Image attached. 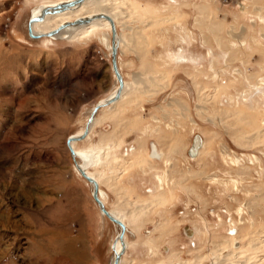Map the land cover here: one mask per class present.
Segmentation results:
<instances>
[{"label": "rangeland", "instance_id": "1", "mask_svg": "<svg viewBox=\"0 0 264 264\" xmlns=\"http://www.w3.org/2000/svg\"><path fill=\"white\" fill-rule=\"evenodd\" d=\"M52 1L0 0V264H111L119 228L100 214L65 145L117 86L110 32L108 45L29 37L27 20ZM119 4L126 39L118 62L137 89L131 97L126 87L107 122L75 146L114 145L106 149L112 163L98 170L122 168L112 179L118 191L100 189L131 229L125 260L197 264L203 256L200 264H212L215 244L237 235L230 259L264 264V97L253 89L264 82V0ZM111 122L128 125L126 145ZM195 134L206 144L192 159ZM150 142L159 159L147 157ZM128 144L136 150L126 156ZM156 191L163 202L148 214H125ZM156 223L160 230L144 234Z\"/></svg>", "mask_w": 264, "mask_h": 264}, {"label": "bare ground", "instance_id": "2", "mask_svg": "<svg viewBox=\"0 0 264 264\" xmlns=\"http://www.w3.org/2000/svg\"><path fill=\"white\" fill-rule=\"evenodd\" d=\"M118 1H119V3L121 2V0H55L52 2H43L34 11V13H32L30 16V18L33 19V22L31 23L32 33L34 35H40V36L35 37V38L66 39V40H72V41H79V40H84V39H90L93 37H98L99 40L106 43V45H108V37H107L108 34L106 31L110 32V39H111L110 24H109V21L106 19V17H109L110 20L113 22V25L115 27V32H116L115 33V43H116V48H117V57H116L117 68H118L119 74L121 76L122 87L117 92V88H118V83H117V86L115 87L113 92L108 97H106L102 100H99L97 102L99 104L105 103V105L101 106L96 111V113L94 114L92 121H91V124L89 126V131H88L85 138L88 137V134L95 127V125L102 123L104 121V119H107V117H108L107 112L109 110H111L112 107L114 105H116L122 99V97L125 93L126 87L128 86V82L127 81L125 82L123 80L122 73H121L120 67H119V62H118L119 47L121 46V44H124V41L126 39L123 34L118 32V28H117V25L122 22L121 21V14L123 12V10H122L123 8H121V5L118 3ZM171 1L173 2V0H171ZM62 4L63 5L68 4V5L65 7L58 8V6L62 5ZM260 19H261V21L264 22V17L261 16ZM76 21H79V22L74 23ZM59 26H63V27L60 30H58L55 34H53L51 36L46 35L48 32L55 30ZM186 38H188V37H186ZM109 44H110V42H109ZM109 48H110V45H109ZM182 61L186 62L187 60H185L184 58L180 59V55H179V62H182ZM134 79H135V82L138 81L137 84L142 80V79L138 78L137 76H134ZM138 87L140 88V86H138ZM254 88H255L256 92H258L260 95H262L264 97V82H262L258 86H254L253 89ZM127 89H128V87H127ZM136 89H137V86L135 88H133L132 86H129V89L126 92L131 94V97H132L133 96L132 94H134ZM107 100H113V101H111L110 103H107ZM101 108H103V110H105V111L101 115H99L98 118H96V116L98 115V111L101 110ZM112 112H114V109L112 110ZM114 131H117V134L119 136L121 129L119 127L117 129H115ZM80 134H81V132L74 134V135H71V137L75 138V137L79 136ZM195 135H197L199 138V144L195 149V153L189 154V150L192 146V143H191V145L187 151L188 156L192 159L195 158L197 155H200V153L202 152V148L204 146V142H205L203 140L202 136H200L199 134H195ZM85 138H83L82 140H84ZM82 140H73L70 142L71 147L75 152V159H76L77 164L88 176L92 177L96 181L97 186H98L97 195H98L99 199L105 205L106 209L114 217L119 219L125 225V231H124L123 236H122L123 247L121 245V241L118 239L119 231L111 243V249H112V252L114 253L113 259H114V256L116 254L119 255L117 264H189V262L181 260L177 256L169 257V259L164 263H162V262H151V261L140 263V262H133L134 261L133 259L128 260V261L125 260L124 252H125L126 247H127L126 242H125L127 226L123 222L124 221L123 214H121L117 210H113V209L110 210L109 208H107V206L104 202V198H103L104 193L102 192V190L99 189V185L104 184V185H107L109 187V189H111L113 191H118L117 185L113 181L115 179H113V178H115V175L121 173L122 168L120 167V164H119V166H115V169H116V172H114L115 174L112 173L110 175H105L103 173V171L98 170L99 167L108 165L109 163L110 164L112 163L114 158L111 159L109 156H106V155H108L106 152V149H111L114 147V145L112 143H109V144H105L103 146H100V145L99 146H86V147L75 146V144L77 142H80ZM192 141H193V138H192ZM113 143H117V141H115ZM106 145H111V146L107 147ZM149 156L152 159H159L160 158V155H159L157 148H156V145L154 143H151V151L149 153ZM253 159H254V157L253 158L251 157V159H249L250 163L253 162ZM124 160L126 161V159H124ZM140 160L138 158H136V160L134 162L138 164V162H140ZM77 173L79 174L78 171H77ZM156 177H158L160 179V181L162 180L159 175H157ZM119 186H120V184H119ZM160 190H162V189L160 188ZM157 192L158 191H156L154 194H152V196H155L152 200H145L144 202L135 203L134 205H131V207H129V208H128V206L126 207V205H125V207H126L124 210L125 214L127 216L129 214H131V215H133L134 218L138 217L141 214H148L154 207H156V205L163 202V197H160V195H157L156 194ZM119 198L121 199L122 197H119ZM129 204H132V203H129ZM98 209H99V207H98ZM99 212L101 215H103L100 210H99ZM230 225H232V224H230ZM152 228L153 227H148L146 230L143 231L144 234H149L150 231L152 230ZM161 228H162V224L161 225L158 224V226H156L153 231H158ZM187 228H188V232L186 233L187 236L194 235V230L192 228L186 226L185 229L187 230ZM153 231L151 233H153ZM231 232L235 233L236 230L233 229ZM250 233H248V234H250ZM238 241H239V236L229 235V237L226 240L215 244L214 251H213L214 256L212 259V264H239L238 259L235 260V262L233 259L232 260L230 259L231 257H234V258L238 257V253L240 251V248L239 247H231L233 242H238ZM253 241H255V239L252 237H250L247 240L246 244L249 248H251L252 245L254 244V243L252 244ZM249 248H247V250ZM253 248H254V246H253ZM223 250L227 251L228 253L223 254V255L222 254L219 255V252H222ZM246 253H247V251H246ZM263 256H264V253H263ZM248 258L249 257H247L246 259H248ZM113 259H112V262H113ZM202 260H203V256L196 257L195 262L197 264H200L202 262ZM112 262H111V264H112ZM240 263H241V261H240Z\"/></svg>", "mask_w": 264, "mask_h": 264}, {"label": "water", "instance_id": "3", "mask_svg": "<svg viewBox=\"0 0 264 264\" xmlns=\"http://www.w3.org/2000/svg\"><path fill=\"white\" fill-rule=\"evenodd\" d=\"M68 4L66 5H59L58 8L60 7H65L67 6ZM106 19L109 21V24H110V31H111V41H110V67H111V70H112V73L113 75L115 76L116 80H117V83H118V88H117V92L119 91V89H121L122 87V80H121V76L119 74V70L117 68V60H116V57H117V48H116V43H115V27L113 25V22L110 20L109 17H106ZM33 22V19L32 18H29L27 20V35L31 38H35V37H38L40 35H34L31 31V23ZM79 21H76L74 23H78ZM63 26H59L58 28H56L55 30L51 31V32H48L46 35L47 36H51L53 34H55L58 30H60ZM116 92V93H117ZM111 101L113 100H107V103H110ZM104 104H99V103H96L93 107H92V110L91 112L89 113L87 119H86V122H85V125H84V128L81 132V134L75 138H72L71 136H68L66 139H65V145L67 146L68 148V151H69V154L71 156V159H72V162H73V165L75 166V168L77 169V171L79 172V174L82 176V178H84L86 180V182H88L91 187H92V190H91V196H92V199L94 200V202L97 204V206L99 207V210L101 211V213L109 220L111 221L112 223H114L115 225L118 226L119 228V233H118V239L121 241V245L123 247V244H122V236H123V233L125 231V225L119 220L117 219L116 217H114L105 207V205L103 204V202L99 199L97 193H98V186H97V183L96 181L88 176L80 167L79 165L77 164L76 162V159H75V152L74 150L72 149L71 147V144L70 142L73 141V140H82L83 138L86 137L88 131H89V126L91 124V121H92V118L94 116V114L96 113V111L101 107V106H104ZM199 144V138L197 135H195L193 137V141H192V146L189 150V154H194L195 153V149L196 147L198 146ZM118 257L119 255L116 254L114 256V259H113V262L112 264H117V261H118Z\"/></svg>", "mask_w": 264, "mask_h": 264}, {"label": "crops", "instance_id": "4", "mask_svg": "<svg viewBox=\"0 0 264 264\" xmlns=\"http://www.w3.org/2000/svg\"><path fill=\"white\" fill-rule=\"evenodd\" d=\"M46 39H47V40H51L50 38H49V39L46 38ZM119 48H120V47H119ZM118 55H119V54H118ZM121 63H122V62H121ZM182 63H185V62H182ZM119 65L121 66L120 63H119ZM120 66H119V67H120ZM120 71H121V69H120ZM121 73H122L123 80H124V81L127 80V79L125 78V76H127V75H124L122 71H121ZM127 81H128V80H127ZM125 82H126V81H125ZM112 92H113V91H112ZM110 94H111V93H110ZM108 96H109V95H108ZM108 96H107V97H108ZM105 98H106V97H105ZM101 100H102V99H101ZM123 100H124V99H123ZM123 100H121V101H123ZM102 109H103V108H101V110L98 111V114H99V115L102 114ZM104 122H107V120H104L102 123H104ZM111 123H112V122H111ZM124 123H125V122H124ZM99 124H101V123H99ZM99 124L95 125V127L98 126ZM123 125H124V124H122V122H121V124L119 123V125H117V126H116V124H113V123H112V127H109V128H110L109 132L112 131L115 127H118V128L120 127V129H121V133H120L121 136H120V138H119V143H124V142L121 141V140H122V137H123L122 134H124V133H123V132L125 131L124 128H126V129L128 128V125H126V126H125V125L123 126ZM95 127H94V128H95ZM83 128H84V126L82 127V130H83ZM82 130L80 129V131H77L75 134H77V133H79V132H82ZM109 132H108V133H109ZM91 133H92V130L90 131V133H89L88 135L90 136ZM106 134H107V133H106ZM202 138H203V137H202ZM85 139H86V138H85ZM203 140L206 141L204 138H203ZM125 142H126V141H125ZM134 143H135V141H134ZM151 143H153V142H150V143H149V146H148V149H147V152H146L147 157L149 156V153H150V151H151ZM132 144H133V143H132ZM132 144H128V147L125 148V149H126V156L128 155V153H129L130 151L132 152V151H135V150H136L135 145H132ZM205 144H206V142H204V146H205ZM124 145H126V144L124 143ZM155 145H156V144H155ZM129 146H130V147H129ZM204 146H203V148H204ZM156 148H157V146H156ZM157 151H158V153H159V151H161V150L157 148ZM161 154H163L162 151H161ZM159 155H160V153H159ZM197 156H198V155H197ZM197 156H196V157H197ZM196 157H195V158H196ZM148 158H150V157H148ZM151 159H152V158H151ZM100 170H104V169L102 168V169H100ZM156 176H157V175H155V178H156L157 182L159 183L160 180H159V178L156 177ZM107 207H108V206H107ZM108 208H109V207H108Z\"/></svg>", "mask_w": 264, "mask_h": 264}, {"label": "flooded vegetation", "instance_id": "5", "mask_svg": "<svg viewBox=\"0 0 264 264\" xmlns=\"http://www.w3.org/2000/svg\"><path fill=\"white\" fill-rule=\"evenodd\" d=\"M183 62V61H182ZM96 118H97V116H96ZM102 171H104V170H102ZM105 172V171H104ZM100 186L101 185H99V189H100ZM101 190V189H100ZM103 192V191H102ZM101 196V195H100ZM103 198H104V202H105V197H104V194H103ZM105 204H106V202H105ZM108 208V207H107ZM110 210H111V208H109ZM124 222V221H123ZM125 223V222H124ZM126 224V223H125ZM159 223H156L154 226L152 225L151 227H153L152 228V230L150 231V233L149 234H151V232L154 230V228L158 225ZM126 226H127V224H126ZM127 229L128 230H131L128 226H127ZM117 235V234H116ZM112 250V249H111ZM114 254V253H113Z\"/></svg>", "mask_w": 264, "mask_h": 264}]
</instances>
